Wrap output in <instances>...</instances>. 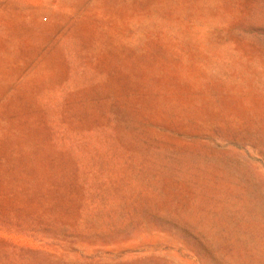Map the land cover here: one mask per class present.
I'll use <instances>...</instances> for the list:
<instances>
[{"label":"rangeland","instance_id":"rangeland-1","mask_svg":"<svg viewBox=\"0 0 264 264\" xmlns=\"http://www.w3.org/2000/svg\"><path fill=\"white\" fill-rule=\"evenodd\" d=\"M0 264H264V0H0Z\"/></svg>","mask_w":264,"mask_h":264}]
</instances>
